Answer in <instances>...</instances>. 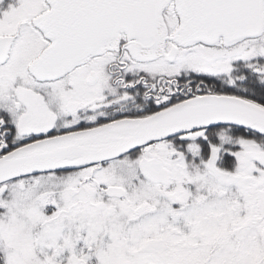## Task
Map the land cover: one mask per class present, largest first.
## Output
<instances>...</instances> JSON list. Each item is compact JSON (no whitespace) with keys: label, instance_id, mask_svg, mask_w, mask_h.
<instances>
[{"label":"snow or ice","instance_id":"obj_1","mask_svg":"<svg viewBox=\"0 0 264 264\" xmlns=\"http://www.w3.org/2000/svg\"><path fill=\"white\" fill-rule=\"evenodd\" d=\"M0 264H264V0H0Z\"/></svg>","mask_w":264,"mask_h":264}]
</instances>
